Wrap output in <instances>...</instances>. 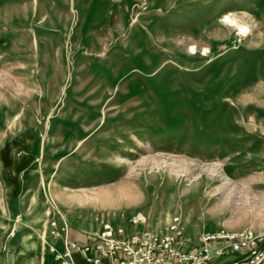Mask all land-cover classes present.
<instances>
[{
    "label": "rangeland",
    "instance_id": "374dc122",
    "mask_svg": "<svg viewBox=\"0 0 264 264\" xmlns=\"http://www.w3.org/2000/svg\"><path fill=\"white\" fill-rule=\"evenodd\" d=\"M105 224L264 249V0H0V264Z\"/></svg>",
    "mask_w": 264,
    "mask_h": 264
},
{
    "label": "built area",
    "instance_id": "2783aa9c",
    "mask_svg": "<svg viewBox=\"0 0 264 264\" xmlns=\"http://www.w3.org/2000/svg\"><path fill=\"white\" fill-rule=\"evenodd\" d=\"M137 220L134 218L132 222L136 223ZM176 225L171 226L170 232L152 233L105 224L96 234L93 244L79 243L61 226L54 232V236L61 241V247L56 243L48 244L52 262L42 264H78L77 251H80L78 259L84 264H209L213 257L225 254L226 250L236 252L239 256L225 264L264 263V249L257 247L253 236L206 234L203 245L198 249L183 250L175 245L173 239V232H179ZM213 238L222 239L221 244L208 246L207 241ZM243 256L244 262L241 261Z\"/></svg>",
    "mask_w": 264,
    "mask_h": 264
},
{
    "label": "bare ground",
    "instance_id": "6f19581e",
    "mask_svg": "<svg viewBox=\"0 0 264 264\" xmlns=\"http://www.w3.org/2000/svg\"><path fill=\"white\" fill-rule=\"evenodd\" d=\"M226 22L233 23L237 26L238 30L241 32H245L247 30V25L239 22L237 18H235L234 15H227L223 18ZM249 31V30H248ZM204 162V161H203Z\"/></svg>",
    "mask_w": 264,
    "mask_h": 264
},
{
    "label": "crops",
    "instance_id": "0c3cea01",
    "mask_svg": "<svg viewBox=\"0 0 264 264\" xmlns=\"http://www.w3.org/2000/svg\"><path fill=\"white\" fill-rule=\"evenodd\" d=\"M80 253H76V257H77V263L78 264H81L82 262H81V260L80 259H78V257H80V255H79ZM51 256H50V254L48 253V259L50 258ZM44 261V260H43ZM43 261H42V263H43Z\"/></svg>",
    "mask_w": 264,
    "mask_h": 264
}]
</instances>
